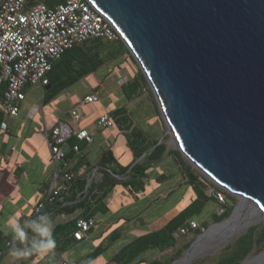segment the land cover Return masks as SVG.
<instances>
[{"label":"water","instance_id":"1","mask_svg":"<svg viewBox=\"0 0 264 264\" xmlns=\"http://www.w3.org/2000/svg\"><path fill=\"white\" fill-rule=\"evenodd\" d=\"M90 2L111 20L144 72L169 146L239 201L172 264L228 245L254 223H247L242 204L264 217V0ZM258 258L264 261V250L241 264Z\"/></svg>","mask_w":264,"mask_h":264},{"label":"crops","instance_id":"2","mask_svg":"<svg viewBox=\"0 0 264 264\" xmlns=\"http://www.w3.org/2000/svg\"><path fill=\"white\" fill-rule=\"evenodd\" d=\"M109 79L113 83L111 76L106 77V80ZM98 86L104 87L102 80L101 84H97L87 90L82 97H69L68 89L46 104L44 103V93L42 96L40 87L28 86L25 89L26 97L20 103L19 115L15 118L5 117L8 129H2L1 127L0 131V231L13 236L11 229L6 226V221L12 216H16L24 226L26 220L30 222L38 219L35 214V208L40 202L45 200L54 175V164L51 161L46 134L57 125L61 123L69 124L74 128L89 132L91 139L79 141L80 150L76 154L84 156L81 168L84 167L86 169V164L92 167L88 178L93 176V188L83 203L78 202L81 201L79 196L78 200L69 201L65 182L60 180L59 196L54 201H48L46 205L54 207L58 201H62V207L64 208H51L43 213V215L51 217L54 225L53 231L58 225L69 224L73 220L80 218L84 211L88 212L97 196L101 194L102 185L104 183L108 184V181L111 180V177L106 172L98 170L100 159L104 152H113L118 164L122 166H126L132 161L133 154L128 144L131 130H129L128 126L122 124L118 126L116 124L118 118L116 119V117H111L115 120L113 127L101 128L96 126L97 118L101 114L113 112L120 106L130 109L129 103H126L123 96L118 91H114L113 87L109 90L106 87V94L103 95L97 91L100 100L107 102V111L102 112L97 117H82L76 123L72 121L71 111L76 106H81L83 113V99L93 93ZM104 95L105 97H103ZM136 120L139 127L138 118ZM121 147L124 149L123 155L127 154L126 158L117 154L118 148ZM169 147L171 146L168 143ZM75 164L76 161L71 160L68 167L72 168ZM66 165L67 163H65ZM170 166L175 168L172 170L175 171V175L169 172L168 168ZM116 167L118 168L119 166L116 165ZM148 174L149 177L146 179L144 191L133 193L129 188L122 185L114 186L105 197L103 206L100 207L103 210L93 211L91 216H87L94 219L95 225L86 232L83 239H75L73 232L76 230L73 226H68L62 231V235L58 237L53 251L46 254L33 253L21 258L11 256L8 251L2 256L0 263L56 264L59 259L65 258L70 261H83L87 264H119L115 258L122 248L137 237L154 232L165 226L166 223L186 208L195 197L193 192L190 202L180 209L176 215L167 219L161 227L150 229V223L157 217L156 209L158 208L157 204L155 206L152 204L151 207V203L161 199L162 195L169 196L179 186L187 184L178 173V168L171 157H167L155 164ZM116 177L121 179V177ZM173 177L178 178L176 184L170 185V188L167 187L166 190L159 188V186L169 182ZM163 191L165 194H163ZM149 195L152 196V199ZM140 203H145V205H139ZM127 208H132L131 214L126 212ZM212 208L216 210L217 207L212 204ZM217 210L219 213V209ZM191 221H196L200 225L197 220ZM189 223L182 227H189ZM28 238L30 246V242L34 238V234L31 231ZM20 247L22 248L23 245L20 244ZM112 247L115 251L111 254V257H104ZM99 248L100 252H98ZM148 252L143 254L144 259L147 261L159 256L155 250H150V254Z\"/></svg>","mask_w":264,"mask_h":264},{"label":"trees","instance_id":"3","mask_svg":"<svg viewBox=\"0 0 264 264\" xmlns=\"http://www.w3.org/2000/svg\"><path fill=\"white\" fill-rule=\"evenodd\" d=\"M45 1L49 2L52 0ZM126 58H129L137 66L138 71H136L134 76L128 77L121 84V95L126 103H131L141 98L144 92H148L151 105L156 112V124L151 128H145L147 125H140L138 127L136 119L142 116H137L135 110L132 111L125 106H120L109 113L111 117L118 118L116 122L118 126L122 124L128 126L129 130H131V134L128 137V144L133 154V159L128 165L122 166L118 164L113 152L106 151L102 154L98 170L106 172L111 177V180L108 181V184L104 183L102 185L103 190L101 194L92 203L89 211H84L80 218L87 219V216H91L93 211L103 210L100 207L103 206L105 197L116 185L129 188L133 193L144 191L146 179L149 177V170L158 162L163 161L167 157H171L178 168V173L182 176L185 183L192 188L195 195L193 201L159 230L143 234L126 245L119 251L115 259L119 264H172L185 254L193 241L210 225L223 222L229 218L236 206L237 199L233 197L234 195L226 192L204 176L178 149L174 147L168 148L170 136L166 134L167 129L156 99H154L153 92L144 72L139 67L125 41L121 37L115 41L97 38L88 40L67 50L59 60L54 62L51 71L48 73L49 83L41 87L44 93V103L46 104L52 101L65 90L70 89L76 83L105 68V66L112 63L120 65ZM6 88V83L0 85V131L1 123L7 116L3 105ZM97 88L94 92L99 90ZM145 115L147 116V114ZM147 118L150 120V117L147 116ZM147 118L146 121H149ZM79 141L82 140H79L76 135H72L62 145L63 150L66 152L64 164L62 165L63 171H77L83 166L84 156L76 154L80 150ZM75 146L78 147L77 151L75 150ZM71 160L76 161V164L74 167L69 168L68 164ZM137 160L138 162H136ZM65 163H67L66 166ZM116 165L119 167L117 168ZM91 170L92 167L86 164V169L83 174L77 175L70 181L62 180L65 182L68 194L67 199L69 201L78 200V196L81 198V201H78L80 203H83L87 199L89 192L93 188V180L88 183V175ZM116 176L121 177V179H118ZM216 191L224 193V203L219 201L216 196ZM85 193L87 194L85 195ZM231 198L233 199V204H228V200ZM47 203H45L42 211L36 214L37 217L43 215L45 211L51 208H64L62 207V201H58L54 207H49V205H46ZM212 204L216 205L217 209H222L223 211L221 213H218V211L212 212L208 219L206 218L201 221L196 219V216L202 214L207 205ZM78 219L73 220L69 224L58 225L55 228L53 238L56 244L58 237L62 235V231L66 227L73 226L75 230L77 229ZM191 220H197L200 223L199 227L193 230V237L187 241L183 239L185 238L183 236L176 237L175 232ZM32 221L24 226L25 232L28 235H30L28 225ZM12 237V235H5V232L0 231V261L2 256L10 250L8 243ZM20 244L19 242V246ZM150 250H155L159 256L147 261L144 259L143 254ZM263 250L264 227L261 225L250 226L245 233L238 236L222 249L221 253L212 260V264H241L248 257L256 255ZM100 251L99 248L98 252Z\"/></svg>","mask_w":264,"mask_h":264},{"label":"built area","instance_id":"4","mask_svg":"<svg viewBox=\"0 0 264 264\" xmlns=\"http://www.w3.org/2000/svg\"><path fill=\"white\" fill-rule=\"evenodd\" d=\"M121 37L120 32L111 20L90 0H0V85L7 84L4 92V108L8 118H15L20 113V103L26 97V86H44L49 83L48 73L54 62L64 53L76 45L91 39H105L115 41ZM127 78H125L126 80ZM125 80H122L123 83ZM100 100L98 92H93L83 99V104L95 103ZM81 106L71 111L73 122L82 119ZM96 126L110 128L114 120L109 113L101 114ZM2 129H8V123H1ZM72 135L79 140H90L87 130L74 128L69 124H59L46 134L50 148L51 161L54 164V175L49 193L45 200L35 208L39 214L48 201H54L60 194L59 179L70 181L77 175L84 173L85 168L77 171H63L62 163L66 152L62 145ZM75 150L78 147L75 146ZM93 176L88 178L91 182ZM221 203L225 202V195L216 191ZM223 210H219L221 213ZM29 221H25V226ZM95 225L92 218L77 220L74 237L81 240ZM199 227L196 221H191L189 227H180L175 232L176 237L192 238ZM8 247L21 248L19 241L13 237ZM1 264V263H0ZM56 264H87L83 261H70L61 258Z\"/></svg>","mask_w":264,"mask_h":264},{"label":"rangeland","instance_id":"5","mask_svg":"<svg viewBox=\"0 0 264 264\" xmlns=\"http://www.w3.org/2000/svg\"><path fill=\"white\" fill-rule=\"evenodd\" d=\"M136 71H138L137 66L129 58H126V60L124 62H122L120 65H115L114 63L109 64V65L105 66V68H102L98 72H96L92 75H89L85 79L76 83L73 86V88H71V90L69 89V97L70 96L82 97L83 94L87 90H90L93 86H95L97 84H101V80H102V83H104V87L98 86L97 89H99L98 91L100 92V94H102V95L106 94V91H107L106 89L109 90V89H111V87L114 88V91H118L121 94V84H122L121 81L125 80V78L134 76L136 74ZM109 76H111L113 78V83H112V80H110V79L106 80V77H109ZM102 77H103V79H102ZM38 87H40V86H37L36 88H38ZM40 92L43 96V91H42L41 87H40ZM153 96H154V94H153ZM103 97H105V95ZM154 99H155V96H154ZM128 106H130V110H132V111L135 110L137 112V116H139V115L142 116V117H138V121H139V124L141 126L147 125L145 128H151V127H153L154 124H156V119H157L156 118V112L151 105L148 92H144V94L141 98H138V99L134 100L133 102L129 103ZM82 108H83V117H97L102 112L107 111L106 109L108 107H107V102L105 100H100L99 102H96V103L84 104ZM145 114H147V116L150 117V120L147 118V116ZM145 117L149 121H146ZM166 134H167V130H166ZM169 142H170V138L168 140V143ZM171 147H173V146H171ZM123 152H124V149L122 147L118 148L117 154L122 155V156H124V158H126L127 154L123 155L124 154ZM174 169L175 168L173 166H170L168 168L169 172L172 175H175V171H172ZM177 179H178L177 177H173L171 180H169V182L164 183L161 186H159V188H162V190H166L167 187L170 188V185L176 184ZM152 193H154V192H152ZM163 194H165L164 191H163ZM149 197L152 199L151 195H149ZM192 197H193V191H192L191 187L188 185H182V186H179L177 188V190L174 193L170 194L169 196L162 195L161 199H159L156 202H152L151 207H152V204H153V206H155L157 204V207H158L156 209L157 217L155 220H153V221L151 220L152 222L150 223L149 228L150 229H153V228L157 229V228L161 227L167 219L176 215L180 211V209H182L186 204H188L190 202V200L192 199ZM233 197H235L237 199L236 196H233ZM143 201H145V200H143ZM238 202L239 201L237 199L236 205L238 204ZM228 204H233L232 198L228 200ZM139 205L144 206L145 203H140ZM217 211H218L217 208H216V210H213L212 205H207L206 208L203 210V213L196 216V219H198L200 221L203 219H206V218L208 219L209 216L212 214V212L214 213ZM126 212L128 214H131L132 208H127ZM146 213H145V216H146ZM145 216H143V217H145ZM148 216H150V215H148ZM254 225H261L262 227H264V217L261 215L255 216V221H254L252 226H254ZM150 229H147V230H150ZM183 239L186 241L189 240L186 237ZM234 240H235V238L232 239L230 242H232ZM226 246L227 245H225L222 248L214 247L211 249H205L203 251V253H201L198 257H195L193 259L191 264H212V260L216 256H218L221 253L222 249H224ZM114 251H115V249L112 247L111 250L108 252V254L105 255L104 257H106V258L111 257V254ZM148 253L150 254L151 252L149 251ZM200 256H202V257H200ZM254 256H256V255L250 256L249 258H253Z\"/></svg>","mask_w":264,"mask_h":264},{"label":"clouds","instance_id":"6","mask_svg":"<svg viewBox=\"0 0 264 264\" xmlns=\"http://www.w3.org/2000/svg\"><path fill=\"white\" fill-rule=\"evenodd\" d=\"M6 226L11 229L13 238L23 245L22 248H12L9 250V254L13 257L21 258L32 255L33 253L46 254L53 251L56 247V241L53 238L54 225L51 217L48 215H41L28 225L30 231L34 234L30 246L28 234L25 232L24 225L21 224L16 216L9 217L6 221ZM5 235H7V233H5Z\"/></svg>","mask_w":264,"mask_h":264},{"label":"bare ground","instance_id":"7","mask_svg":"<svg viewBox=\"0 0 264 264\" xmlns=\"http://www.w3.org/2000/svg\"><path fill=\"white\" fill-rule=\"evenodd\" d=\"M242 206V207H241ZM240 206V210L242 211V212H244V213H246V217H247V223L248 224H251V223H253L254 221H255V216H257V215H259V213L249 204V205H244V204H242ZM245 206V207H244ZM261 215V214H260ZM249 217V218H248ZM246 223V225H248ZM246 225H245V227L244 228H246ZM240 230H238V231H236L235 233H233V234H230L229 232L228 233H225L224 234V237L223 238H221V239H219L218 241H217V243H223V242H225V241H229L231 238H233L236 234H238V232H239ZM200 257H202V256H200ZM204 257V256H203ZM195 257H193L190 261H186L184 264H191L192 263V261H193V259H194ZM246 264H264V261H261V259L260 258H258L257 260H253V259H250L249 261H247V263Z\"/></svg>","mask_w":264,"mask_h":264}]
</instances>
